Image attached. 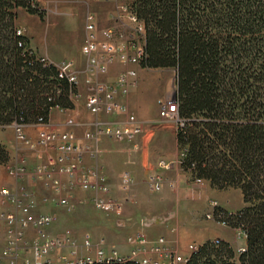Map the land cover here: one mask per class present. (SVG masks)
Returning a JSON list of instances; mask_svg holds the SVG:
<instances>
[{
  "label": "trees",
  "instance_id": "trees-1",
  "mask_svg": "<svg viewBox=\"0 0 264 264\" xmlns=\"http://www.w3.org/2000/svg\"><path fill=\"white\" fill-rule=\"evenodd\" d=\"M128 5L146 32L140 66L176 72L182 167L218 190L239 189L245 204L214 211L217 221L245 232L246 252L210 241L185 264H264V0ZM17 9L45 17L33 0H0V126L45 123L53 109L74 107V89L16 29Z\"/></svg>",
  "mask_w": 264,
  "mask_h": 264
},
{
  "label": "rangeland",
  "instance_id": "rangeland-1",
  "mask_svg": "<svg viewBox=\"0 0 264 264\" xmlns=\"http://www.w3.org/2000/svg\"><path fill=\"white\" fill-rule=\"evenodd\" d=\"M94 2L95 8H88L77 0H33V4L45 13L43 19L36 15L33 23L36 35L47 36L48 31L50 32V28L47 30L50 20L56 19L60 23L56 30L58 36L70 38L73 47L79 46L80 49L85 38L83 36L78 39L77 32L85 33V16L88 12L95 14V9L99 12L109 8L118 17L123 14L122 7L132 0ZM78 7L79 11L72 10ZM22 11L17 9L15 13L20 14ZM70 13L76 15L70 16ZM63 23H66V28ZM15 26L20 30L17 24ZM78 61L82 62L78 65L82 68L83 60L80 58ZM138 69L143 72L142 68ZM89 77L82 76V83L88 86ZM138 78L139 75L136 81ZM175 78L176 72L173 69H147L132 100L134 113L125 104L129 114L144 122V134L132 142H116L102 137L96 147L98 164L106 174L112 191H115L117 198L129 197L122 217L95 209L89 202V194L78 190L70 195H63L75 205L73 212L68 213L56 203L40 206L45 208L42 213L51 214L56 219L48 230L50 237L72 239L78 248L79 259H96L101 250L106 255L117 252L127 259L126 263H165L173 256L188 258L193 253L190 246L214 240L229 243L237 255H240L238 250L245 244L238 231L207 218L215 210V204L223 209L237 208L243 198L240 190L221 191L213 188L208 181L198 183L193 171L186 170L181 165L182 149L177 141L179 119L177 105L173 104ZM164 104L169 105L176 117L166 118L161 115ZM0 145L7 153L5 158H0V165H4L18 153L26 159L27 154H32L33 157L41 155L39 152L17 149L11 125L0 126ZM161 161L171 166L159 170ZM88 162L92 164L94 161L89 158ZM124 173H129L134 178V183L127 192L121 189ZM155 173L163 177L159 188L150 186V178ZM2 174L6 175L5 171ZM33 187L37 200L41 199L45 190H41L39 186ZM159 239L165 241L168 257L161 258L154 252L153 247ZM86 240L93 246L90 252L83 249ZM69 251L68 248L56 249L50 255V264H69L64 260L69 257ZM133 252L137 254L132 256ZM70 260L74 258L70 257Z\"/></svg>",
  "mask_w": 264,
  "mask_h": 264
},
{
  "label": "built area",
  "instance_id": "built-area-1",
  "mask_svg": "<svg viewBox=\"0 0 264 264\" xmlns=\"http://www.w3.org/2000/svg\"><path fill=\"white\" fill-rule=\"evenodd\" d=\"M122 12L118 17L114 15L115 24L105 29L98 28L94 13L86 14L85 39L80 47L82 68L74 60L56 62L45 57L40 60L45 66L57 69L58 78L67 81L74 89L70 94L73 105L83 101L93 120L83 122L69 117L65 121V131L50 123V120L36 124L15 122L11 125L17 149L44 154L45 162L29 168L27 159L18 153L7 163L0 165V177L5 171L14 182L12 187L0 189V264H50V255L56 249L63 248L70 250L69 257L64 258L69 264L127 262V259L117 252L106 255L101 250L96 259H79L78 248L72 239L50 237L48 230L54 224L55 217L38 212L39 206L51 203L65 208L68 213L73 212L75 205L63 195L80 190L89 194V202L95 209L116 217L124 215L129 197L113 196L108 178L98 164L99 155L96 149L102 137L117 142H132L144 134L145 130L144 122L128 113L123 100L136 85L138 72L134 67L140 66L145 57L146 32L143 23L138 20L128 4L122 7ZM17 34L21 36L22 32L18 31ZM117 64L123 69L114 80H105L112 67ZM84 75L90 76L85 95L80 90ZM55 109L65 114L71 112L70 108ZM161 115L166 118L176 117V113L170 111L168 104L163 105ZM104 117L112 119L107 120ZM29 127L36 130L35 138L27 134ZM78 128L84 130L81 143L76 134ZM51 151H55V154ZM87 158L94 161L91 166L85 164ZM170 166L171 164L161 161L158 167L159 170H164ZM197 182L204 183L202 180ZM133 183V176L124 173L121 189L127 192ZM162 183L163 177L160 174L155 173L150 178V186L153 188H159ZM33 186L43 187L48 194L37 200ZM219 207L214 205L215 209ZM207 218L217 221L215 211L208 214ZM217 222L229 227L226 222ZM30 230L34 232L33 235ZM234 230H237L239 237L245 241V232L240 228ZM211 242L220 245L219 240ZM92 247L89 240H86L83 249L90 252ZM190 248L193 253L199 250V247L194 245ZM153 250L161 258L168 257V250L165 249V241L162 239H159ZM246 250L244 245L238 251L243 254ZM136 254L133 252L132 256ZM70 257L74 260L71 261ZM188 258L173 256L165 263L156 261L154 264H185Z\"/></svg>",
  "mask_w": 264,
  "mask_h": 264
},
{
  "label": "crops",
  "instance_id": "crops-1",
  "mask_svg": "<svg viewBox=\"0 0 264 264\" xmlns=\"http://www.w3.org/2000/svg\"><path fill=\"white\" fill-rule=\"evenodd\" d=\"M77 1L86 5L88 8L91 6L93 8H95L94 0H77ZM22 10H23L22 13H20V14L18 13V22H17L18 26L23 31L24 36L28 38L29 43H30V47L35 52H37V54H39L42 57L56 61V62H59L62 60H74L78 63V65H80L82 63V62L78 61V59H80V58H81V60H83L79 46L73 47L72 43L70 42V40H71L70 38L59 37L58 33H56L57 27L60 26V23L56 19L50 20V26L47 25L48 26L47 30L50 28V32L48 31L47 36H45V37L37 36L36 32L33 28V26H34L33 23H34L35 18H37V16L30 14L29 12H27L24 9H22ZM72 10L79 11L80 9L78 7V8L72 9ZM95 10H97V11H95V15L97 17V24H98L99 29L109 28L115 24V21L113 19L114 13L109 8H105L99 12H98V9H95ZM69 15L75 16L76 14L73 15V13H70ZM63 26L66 28V23H63ZM77 34H78L77 35L78 39H80V38L82 39L83 36L85 38L84 31H81L80 33L77 32ZM73 58H75V59H73ZM134 68L137 70V72H139V74H138L139 78L136 81V85L130 90L129 95L123 100V102L128 105V108L131 112H133V109H132L133 108V106H132L133 97L135 96V94H136L135 92L137 91V88L140 86V83H142L143 79L145 78V72L147 70L146 68H142L140 66H135ZM138 68H142L143 72H140ZM122 69H123V67L121 65H119V64L115 65L114 67H112L109 74L105 77V80H107V81L114 80L115 77L117 76V74ZM80 90L84 95L87 94V85L82 83ZM69 117H73V118H75L79 121H83V122H88V121L93 120V116H91L87 112V110L85 109L83 101L75 104L73 109L71 110V112H68L67 114L61 113L57 109L53 110L51 115H50L49 120H50V123L58 126L61 130L65 131V130H67V127L65 126V121ZM104 118L107 120L112 119V117H104ZM123 118L124 117H121V119H123ZM27 134L31 138H35L37 135L36 130L34 128H30V127L27 130ZM76 134H77L78 141L80 143L83 142L84 130L82 128H78V129H76ZM113 141H115V140H113ZM52 152L53 151H51V153ZM53 154H55V151L53 152ZM27 155H28L27 161H28L29 168H34L36 165H39V164H42L45 162L44 154H41L38 157H33L34 155H32V154H27ZM88 159L89 158H87L85 164L88 166H91L93 164V162H92V164L91 163L88 164L89 163ZM13 184H14V182L9 176H7L5 174L1 175V177H0V189L5 188V187H12ZM39 187L41 190H45L43 187H41V186H39ZM78 191L81 193L80 190H78ZM45 192L46 193L44 194V196L48 194L46 190H45ZM112 194H113V196L116 197L114 190L112 191ZM240 196H241V194H240ZM240 200H241V198H240ZM239 204L240 205L235 209H226V208L225 209L229 210L230 212H237V211L241 210L245 206V204L243 202V198ZM41 206H47V205L44 204ZM39 208H40V206H39ZM39 208H38V212H40V213H42V211L45 210V208H40V209ZM10 209L11 208H8V210H10ZM46 209L48 210L49 208H46ZM33 233L34 232L32 230H30V234L33 235ZM203 244H205V243L198 244L197 246L200 247ZM243 244H245V241Z\"/></svg>",
  "mask_w": 264,
  "mask_h": 264
},
{
  "label": "water",
  "instance_id": "water-1",
  "mask_svg": "<svg viewBox=\"0 0 264 264\" xmlns=\"http://www.w3.org/2000/svg\"><path fill=\"white\" fill-rule=\"evenodd\" d=\"M173 104H177V94H176V90H175V92H174V94H173Z\"/></svg>",
  "mask_w": 264,
  "mask_h": 264
}]
</instances>
